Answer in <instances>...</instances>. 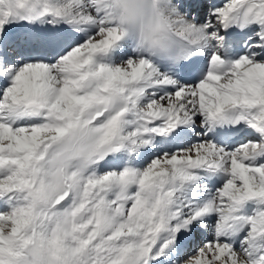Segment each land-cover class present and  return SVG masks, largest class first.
Instances as JSON below:
<instances>
[{"label":"snow or ice","instance_id":"6c2138e0","mask_svg":"<svg viewBox=\"0 0 264 264\" xmlns=\"http://www.w3.org/2000/svg\"><path fill=\"white\" fill-rule=\"evenodd\" d=\"M0 264H264V0H0Z\"/></svg>","mask_w":264,"mask_h":264}]
</instances>
